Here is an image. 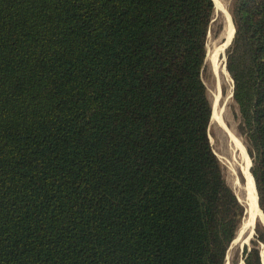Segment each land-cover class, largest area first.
Masks as SVG:
<instances>
[{
    "label": "trees",
    "instance_id": "obj_1",
    "mask_svg": "<svg viewBox=\"0 0 264 264\" xmlns=\"http://www.w3.org/2000/svg\"><path fill=\"white\" fill-rule=\"evenodd\" d=\"M213 13L0 0V264H224L244 206L208 134ZM231 14L226 68L264 214V0ZM262 241L257 224L244 264H263Z\"/></svg>",
    "mask_w": 264,
    "mask_h": 264
},
{
    "label": "rangeland",
    "instance_id": "obj_2",
    "mask_svg": "<svg viewBox=\"0 0 264 264\" xmlns=\"http://www.w3.org/2000/svg\"><path fill=\"white\" fill-rule=\"evenodd\" d=\"M219 1V5H215L213 1L214 13L206 42V69L204 73V82L212 110L214 104H216L218 108L220 123L215 120L213 121L210 118L208 134L213 152L223 169L224 178L234 192L238 202L244 206L243 217L237 232L238 235L249 217V202L247 199L248 182L242 167L246 164L247 169L252 176V158L248 153L247 144L244 141V138L237 131L239 113L237 105L232 97L233 81L226 68L228 52L231 50L232 46V43L230 44V42L234 36L236 26V24L234 26L235 22L233 23L234 20L231 14V7L235 0ZM227 22L229 23V31L228 34H224L227 30ZM253 183L258 205V195L254 179ZM258 208L260 212L259 217L262 220L256 216L257 218L255 217L252 222L249 223L245 230L239 234V237L236 235L228 248L224 264H244L243 249L245 246H250L251 239L255 237V227L257 224L261 225L264 235V214L259 205ZM259 247L261 263L263 261L264 264V258L262 256L264 253V241L259 242Z\"/></svg>",
    "mask_w": 264,
    "mask_h": 264
},
{
    "label": "bare ground",
    "instance_id": "obj_3",
    "mask_svg": "<svg viewBox=\"0 0 264 264\" xmlns=\"http://www.w3.org/2000/svg\"><path fill=\"white\" fill-rule=\"evenodd\" d=\"M215 5H219L220 4V1L219 0H213ZM226 10V9H225ZM224 10V11H225ZM228 31H229V23L227 22V30L225 31L224 34H228ZM226 36V35H225ZM229 38V36H228ZM227 38V39H228ZM218 65V64H217ZM211 120H215L217 121L218 123H220V120H219V117H218V108L216 106V104H214L213 106V110H212V116H211ZM228 159V158H227ZM242 169L244 170V175L246 176V179H247V182H248V188H247V194H248V205H249V217L247 218V221L244 225V227L242 228V230H240V232L238 233V237H239V234H241V232L243 230H245V228L249 225L250 222H252V220L257 216L259 217V208H258V205H257V202H256V194L254 195V183H253V179H252V176L251 174L249 173L248 169H247V166L246 164L243 165ZM236 182V181H235ZM240 196V195H239ZM243 199V198H242ZM256 217V218H257ZM260 218V217H259ZM261 219V218H260ZM262 220V219H261ZM260 220V221H261ZM252 225V224H250ZM252 230V229H251ZM239 239V238H238ZM264 252V251H263ZM263 258H264V253L262 254Z\"/></svg>",
    "mask_w": 264,
    "mask_h": 264
},
{
    "label": "water",
    "instance_id": "obj_4",
    "mask_svg": "<svg viewBox=\"0 0 264 264\" xmlns=\"http://www.w3.org/2000/svg\"><path fill=\"white\" fill-rule=\"evenodd\" d=\"M257 199H258V197H257Z\"/></svg>",
    "mask_w": 264,
    "mask_h": 264
}]
</instances>
